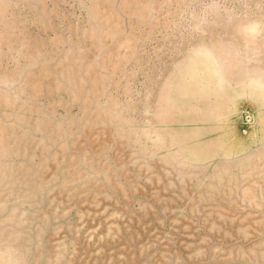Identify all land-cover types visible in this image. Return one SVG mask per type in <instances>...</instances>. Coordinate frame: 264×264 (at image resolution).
Returning a JSON list of instances; mask_svg holds the SVG:
<instances>
[{
	"label": "rangeland",
	"instance_id": "374dc122",
	"mask_svg": "<svg viewBox=\"0 0 264 264\" xmlns=\"http://www.w3.org/2000/svg\"><path fill=\"white\" fill-rule=\"evenodd\" d=\"M0 264H264V0H0Z\"/></svg>",
	"mask_w": 264,
	"mask_h": 264
}]
</instances>
